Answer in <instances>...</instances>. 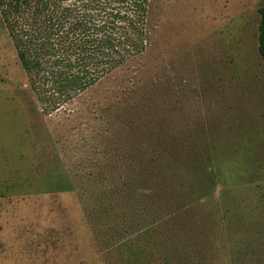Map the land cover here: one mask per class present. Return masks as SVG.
I'll use <instances>...</instances> for the list:
<instances>
[{
    "label": "rangeland",
    "instance_id": "obj_1",
    "mask_svg": "<svg viewBox=\"0 0 264 264\" xmlns=\"http://www.w3.org/2000/svg\"><path fill=\"white\" fill-rule=\"evenodd\" d=\"M262 6L156 0L144 53L48 115L0 21V264H127L164 220L179 259L264 264Z\"/></svg>",
    "mask_w": 264,
    "mask_h": 264
},
{
    "label": "trees",
    "instance_id": "obj_2",
    "mask_svg": "<svg viewBox=\"0 0 264 264\" xmlns=\"http://www.w3.org/2000/svg\"><path fill=\"white\" fill-rule=\"evenodd\" d=\"M155 3L156 0H0V21L26 75L36 108L51 114L113 70L140 57L151 44L155 27L151 11ZM258 12L257 50L264 60V6ZM211 174V182L224 180L221 167H214ZM204 181V176L196 172L193 187L188 188L192 193L199 191L200 205L212 194L211 190L203 192ZM160 234L164 239L157 238ZM173 234V226L164 220L136 240H125L119 253L127 264H194L174 254ZM156 241L164 247L160 250L162 258L155 255Z\"/></svg>",
    "mask_w": 264,
    "mask_h": 264
}]
</instances>
